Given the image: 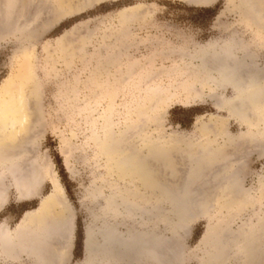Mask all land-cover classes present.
<instances>
[{
  "label": "rangeland",
  "instance_id": "obj_1",
  "mask_svg": "<svg viewBox=\"0 0 264 264\" xmlns=\"http://www.w3.org/2000/svg\"><path fill=\"white\" fill-rule=\"evenodd\" d=\"M260 6L264 0H0V104L6 88H23L32 112L23 157L12 162L0 157L6 201L0 227L11 233L20 223L27 225L42 202L51 218L65 215L71 222L69 246L56 264H124L114 256L101 259L97 251L87 256V228L95 243L105 229L123 236L156 229L170 243L169 251L173 247L172 264H264V250H255L264 232V147L256 138L254 143L238 138L247 127L217 106L233 94L231 88L208 81L193 59L202 47L229 45L264 86ZM20 77H25L22 87L13 85ZM225 130L234 137L227 152ZM140 138L190 148L167 160L171 164L158 160L142 185L114 174L110 155L127 145L137 150ZM206 139L220 145L217 158L227 156L229 165L207 170L201 164L200 176L185 183L186 154H194ZM15 168L33 171L42 181L28 200L19 198ZM153 175L159 178L150 179ZM227 180L240 190L229 191ZM186 184L196 207L170 212L169 189ZM184 200L175 197L173 203ZM148 208L151 217L145 215ZM164 216L177 217L181 226L171 231ZM51 247L50 259L60 260L61 242ZM0 264L15 263L0 255Z\"/></svg>",
  "mask_w": 264,
  "mask_h": 264
},
{
  "label": "bare ground",
  "instance_id": "obj_2",
  "mask_svg": "<svg viewBox=\"0 0 264 264\" xmlns=\"http://www.w3.org/2000/svg\"><path fill=\"white\" fill-rule=\"evenodd\" d=\"M256 14H258V12ZM122 16H124V14H122ZM258 18L264 22V12L263 13L260 12L258 14ZM193 59L195 60V63L197 62L196 66L198 68V73L203 75V77L207 78L208 81L211 80V82H213L214 84H217L219 82L220 84L219 83L218 84L220 86L224 85V86L231 88L233 94L230 97H224L221 101L222 103L218 104L217 106H219L220 109H224L227 115L231 119L247 127V131L240 133L238 135V138L246 139L253 143L256 138V140L257 139L259 140L258 141L259 145H261V147H264L263 146L264 145V86H263L261 76L255 70L254 71L249 70L250 72H248L247 70L249 68L248 69L245 68V65H246L245 61L244 63L241 62L244 58L241 59V61L240 59L237 60V58H235L233 55L232 47L229 45H226V46L223 45L222 47L218 49L213 46L212 47L211 46L202 47V49H200V51H198L193 56ZM24 78L25 77L18 78L16 82L13 83V85H19L22 87ZM5 91H6V94L4 93L5 94L3 96L4 98L2 100V103L0 104V137L3 139L2 140L0 138V140H2V143L0 142V157L4 158L8 162H12V160H16L19 157H23L22 155L24 153V149L28 146V144H25L27 143L25 142V140L29 137L30 133L32 132V128L29 122L31 120L30 119L31 114L29 113L31 112L30 111L31 104L29 103L28 96L27 95L25 96V91L23 90V88L19 89L16 92L10 90L9 88H6ZM141 118L143 119V117ZM120 134H122L121 131H120ZM221 134L223 136L224 143H225L223 145L225 147V149L223 147V151L225 150L227 152L226 149L230 145L229 142L232 139H234V137L228 134L226 130L223 131V133ZM111 138H114V137H112L111 135ZM121 139L122 141L120 139L119 141L122 143L124 140L122 137ZM113 140L114 139H112V141ZM107 141H108V138H107ZM139 143H141L142 146L140 144L139 148H137V150L135 151L132 150V148H126L128 147V145L127 146L125 145L126 147L122 148V150H118V149L112 150V152H110V155H111V160H112L111 168L114 174L121 173L122 175L120 176H122L123 179L124 178L125 179L128 178L131 180L136 179L140 181L142 185H144L143 183L146 181V179H148L147 178L148 172L149 173L150 172L152 173V171L154 172L155 169L153 167L157 166L155 165V163L158 162V160L163 165L164 163L162 162L166 161L167 163V160L170 161L176 158L175 157L176 153L181 151V149L190 148L189 145H186L187 143H184V142L183 143L185 145L179 142L180 143L179 145L181 146L180 147L178 144L176 145L172 144L174 142L164 143V141L163 142L157 141V142L148 144L147 142H145L143 139L140 138ZM139 143H137V145ZM205 143L206 145L201 146L198 149L196 148L197 151L194 154L189 153V154H186L187 156L185 155L186 157L184 156L185 166H187V169H186L187 178H186L185 183L186 182L189 183V180L191 181L193 180V178H197L198 176H200L199 173L201 171L199 169H200L201 164H202V167L207 170L213 167L215 164H221V165L228 164L229 165V163L227 162L228 161L227 156L226 158H222V159H220V157L217 158V155H218L217 153L219 152L217 151V149L218 147H220V145L218 146L214 145L213 142L209 139H206ZM123 144L125 143L123 142ZM232 144H235V142L233 141ZM103 145H104V142H103ZM113 145L115 146V144ZM1 146L5 147V150H3ZM6 147H8V149ZM104 148L106 147L104 146ZM185 150H183V152H185ZM193 150L194 148L192 149V151ZM181 161H180V164H181ZM169 163L171 164V162H168L167 164ZM226 168L229 169L228 167ZM15 169L17 170V168ZM167 170H168V173H170L169 168H167ZM204 171L207 172L206 170ZM19 172L20 171L17 170L15 173H13V177H17V179L15 178V186L17 188L19 198L21 200H28L33 197V191H35L36 189H39L41 185L40 182L42 181L39 180V174L38 176L33 177L34 175L33 171H29L31 174L29 172L27 173L25 171L23 172L21 171L20 175H19ZM113 172L111 173L113 174ZM157 174L159 173L157 172ZM168 176H171V175H168ZM149 178L157 179L159 178V175L158 176L153 175V177L149 176ZM22 184L23 186H21ZM156 184L155 186H158ZM226 184L229 187V191H232V193L233 192L235 193L236 190L240 188V187L238 188V185L236 182L234 183L231 180H227ZM187 186L185 188L179 187L178 189L176 187L177 189H174V188L169 189L170 197H168V199H165V200L169 201L171 204V207H170L171 209H169L170 212L176 213L177 211H184V210L190 211L191 209L196 207L195 206L196 200L192 198L193 191L190 190L191 188L190 184ZM1 190H0V210L6 204V201L2 198L3 192ZM128 190H131V189H128ZM127 192H130V191H127ZM133 193L135 192L132 189L131 194ZM183 194L185 195L186 200L183 199L184 198ZM126 197H128V195ZM175 197H177L179 200L181 199V200L186 201V203L183 204L179 202L177 205L174 204L173 200ZM51 199L52 198L50 197L48 200H51ZM161 199H164L163 196L157 198L156 200L159 203ZM47 204H49V202ZM59 204H63V203L59 202ZM44 205H46V203L41 202V204L39 205V210H40L39 215H37L34 219H31L30 223H28L27 225H26V222L20 223L15 228L14 232H11V233L8 232L7 229L3 227V225L2 227H0V255L2 256L3 259H5V261H12L15 264H23L21 263V259L25 258L28 260L27 264H56L58 261L59 263L62 262L61 259L63 258V255L61 254V252L65 251L69 246L67 244H69L68 241L70 240V237H71V222L68 217L65 218V215H63L64 213L62 214L63 217L61 219L55 220L51 218L52 216L51 214H53L51 213L52 211L46 212L47 208L44 209L46 207ZM131 207L136 208L135 206H132V205ZM199 207H201V205ZM139 209L140 208L138 207V210ZM148 209L146 210V213L145 212L144 213L145 215L151 217L152 215H148L149 213L152 214L150 212L151 208H148ZM130 210L132 211V208ZM130 210L128 209V211ZM144 210H141V211H144ZM164 218L165 219H164L163 224L167 228L171 229V231H174L175 228L181 226V223L177 217L175 218V220H167L165 216ZM23 219L25 221H28L30 218H28V216H25ZM101 233H102L101 242L95 243V241L92 239L93 233L91 234L90 230L88 228L86 229V237H85L84 243H85V251H86L87 256H92L93 252L97 251L103 254L101 259H103V257L106 258V257L114 256L118 258L119 260H122L124 264H132V262H136V261L140 264L142 263L172 264L171 257L173 258L172 255L175 254V252L172 255L170 254V252L172 251L173 247L169 251L168 246L170 245V243H168L163 238V236H161L158 233L156 229L153 232H148V233L147 232L144 233L143 231L130 232V234L128 235L126 234L125 236L119 233H116L111 228L105 229ZM205 235H206V232H205ZM259 239H260V243L259 245H257V248L255 247V250H257L258 252L264 250V232L263 233L261 232ZM218 240H219L218 242H220L219 238ZM58 241L61 242L62 244V247L59 250V252L61 251L60 252L61 258L59 260L58 256H55L57 257V260L55 259L56 260L55 261L54 259H50L47 252L49 249L52 248L51 246L55 242H58ZM171 246H172V243H171ZM97 252L95 254H97ZM178 256L181 257L180 255ZM244 261L246 262V260ZM108 262L109 261H107L106 263ZM250 262L251 263L249 264H252L251 260ZM93 263L94 262L90 260L89 262L87 261L86 264H93ZM244 264H247V263H244Z\"/></svg>",
  "mask_w": 264,
  "mask_h": 264
}]
</instances>
